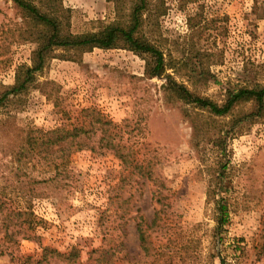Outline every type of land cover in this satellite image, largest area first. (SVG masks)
Segmentation results:
<instances>
[{"label":"rangeland","instance_id":"rangeland-1","mask_svg":"<svg viewBox=\"0 0 264 264\" xmlns=\"http://www.w3.org/2000/svg\"><path fill=\"white\" fill-rule=\"evenodd\" d=\"M134 1L61 0L74 32L127 21ZM153 5L146 29L164 52L163 74L146 75L147 57L125 48L57 49L0 107V119L10 116L0 125V264H264V112L245 116V104L218 116L164 90L168 74L220 103L228 89L264 84V0ZM22 25L12 0H0V89L37 46ZM60 124H82L89 146L70 153L61 190L49 181L35 195L54 170L16 161V135ZM103 132L127 161L98 145ZM27 205L32 238L23 237Z\"/></svg>","mask_w":264,"mask_h":264},{"label":"trees","instance_id":"trees-1","mask_svg":"<svg viewBox=\"0 0 264 264\" xmlns=\"http://www.w3.org/2000/svg\"><path fill=\"white\" fill-rule=\"evenodd\" d=\"M12 2L24 21V25L20 26V34L24 38L35 40L37 46L31 53L30 64L23 63L16 67L14 82L11 85L1 86L0 107L11 97L26 92L35 83L36 73L43 70L49 59L54 57V51L57 49L84 52L95 47L101 49L125 48L147 57L145 74L149 77L163 74L167 68V62L164 52L159 46V41L150 37L149 30L146 29L155 7L153 0H135L130 7L127 21L110 22L97 30L84 32H74L70 29V9L64 7L61 0H12ZM166 76L168 77L164 90L169 91L179 100L191 103L195 107L207 110L214 115H232L238 106L245 104H250V109L243 113L245 116H257L264 112V84L228 89L223 101L218 103L208 96L201 95L182 83H178L168 74ZM241 115L238 110L234 116V121H240ZM96 120L100 121L101 119L97 118ZM6 121H10V116L7 114L0 119V125L5 124ZM104 121L109 123L107 120ZM13 129L18 130L16 127ZM86 131L87 129L82 124H60L47 129L42 127L30 128L23 131L22 136L16 135L19 146V150L15 153L17 155L16 161L27 165L34 158H39L43 160V166L52 165L54 170L52 176L42 178L39 181L43 185L38 187L39 191L35 195H44L43 188L49 186V181H56L53 188L57 190H61L66 185L62 179L67 176L66 164L69 161L70 153L89 146L84 138ZM98 145L109 146L118 156L127 161L126 155L121 151L115 136H111L110 133L103 132ZM152 179L156 180L157 178L152 177ZM33 182V179L28 178L26 184L30 186ZM215 203L218 208V225H223L227 222V205L221 199ZM28 207L29 205L23 212L25 215L23 219L25 223L24 238L34 237L32 230L35 221ZM137 229L141 242H145V230L141 221L137 224ZM45 249L47 248L43 247V250ZM50 252L66 258L72 256L74 259L77 256L76 250L64 255L55 249H51Z\"/></svg>","mask_w":264,"mask_h":264}]
</instances>
